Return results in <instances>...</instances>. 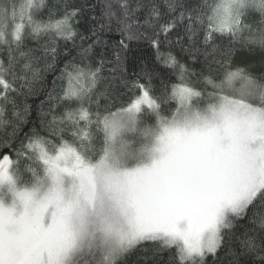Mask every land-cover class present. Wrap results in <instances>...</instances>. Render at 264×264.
<instances>
[{
	"label": "snow or ice",
	"instance_id": "snow-or-ice-1",
	"mask_svg": "<svg viewBox=\"0 0 264 264\" xmlns=\"http://www.w3.org/2000/svg\"><path fill=\"white\" fill-rule=\"evenodd\" d=\"M209 257L264 264V0H0V264Z\"/></svg>",
	"mask_w": 264,
	"mask_h": 264
},
{
	"label": "trees",
	"instance_id": "trees-1",
	"mask_svg": "<svg viewBox=\"0 0 264 264\" xmlns=\"http://www.w3.org/2000/svg\"><path fill=\"white\" fill-rule=\"evenodd\" d=\"M76 3L81 4V3H85V0H76ZM88 3H92L95 4L97 3V0H88ZM96 14L99 15V9L96 10ZM83 30V29H81ZM105 38L108 34H104ZM118 39V37H117ZM128 57L130 60L135 59V58H148V57H152L153 53L151 51V49L144 43H140V44H136L133 43L130 47L129 52L127 53ZM248 55H251L252 57H254L256 60H259L260 56H261V52L259 49H257L255 52L252 53H248ZM43 97H40L38 99L30 100L29 103L33 104V106L35 107V105H38L40 102V99H42ZM150 255V254H149ZM165 254V258H166ZM221 255H223V253H221ZM133 259H135V257H133ZM208 264H212V259L211 257L208 258Z\"/></svg>",
	"mask_w": 264,
	"mask_h": 264
}]
</instances>
